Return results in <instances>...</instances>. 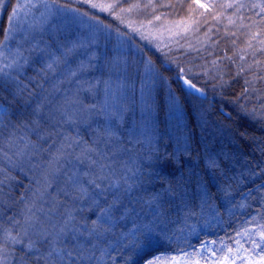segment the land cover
Instances as JSON below:
<instances>
[{"label": "trees", "instance_id": "obj_1", "mask_svg": "<svg viewBox=\"0 0 264 264\" xmlns=\"http://www.w3.org/2000/svg\"><path fill=\"white\" fill-rule=\"evenodd\" d=\"M22 6L0 0V264H44L25 256L26 221L52 230L69 212L81 224L96 218L73 187L84 145H62L71 142L65 137L91 144L109 126L114 135L98 147L114 153L117 178L132 160L140 172L129 194L117 193L111 232L94 258L74 264L156 256L165 264L182 255L194 264L207 241L214 256L202 264H264V6L41 0L19 20ZM92 105L87 122H65Z\"/></svg>", "mask_w": 264, "mask_h": 264}, {"label": "snow or ice", "instance_id": "obj_2", "mask_svg": "<svg viewBox=\"0 0 264 264\" xmlns=\"http://www.w3.org/2000/svg\"><path fill=\"white\" fill-rule=\"evenodd\" d=\"M93 6L95 7V5ZM200 6L204 7V5ZM72 75H75V73H72ZM185 83L190 88L195 89L196 87L190 81H185ZM196 91L200 90L196 89ZM69 103L80 104L82 102L74 100L69 101ZM94 107L95 105L76 109L74 113L66 115L65 122L69 124L87 122L89 117H86L84 113ZM110 116L112 121H115L116 113L113 112ZM77 117L80 118L77 119ZM113 135L111 126H109L101 129L100 134L91 144L82 140H73L71 137H65L66 141L71 142L62 145V149H70L74 144L77 146L84 145L81 153L75 158L80 164L85 165V168L82 172L75 175L73 187L77 193L76 198L81 201H87V211L95 215L96 218L89 222L86 217H82L83 223L81 224L69 212L63 224L59 228L56 225H52V230L43 225L38 227L37 222L28 223L26 221L28 227L23 228V236L29 237V240L24 245L27 249L25 256L28 253H32L37 260H43L44 264H74L77 261L86 262L94 258V250L100 246L106 235L111 232L113 217L120 206V196L117 193L122 190L124 195L129 194L135 186V178L140 172L139 167L135 166V160H132L133 167H129L125 163L124 168L126 171L117 178L116 170L108 162L110 155H114V153L110 154L101 151L98 147L101 142L107 143L105 137L111 138ZM124 151L128 150L124 149ZM61 154H64L63 151ZM67 154L71 155L70 152ZM252 175L255 176L256 173ZM77 211H84V208L77 209ZM29 228L33 229L32 236L35 239L29 235ZM261 238L264 240V232L261 233ZM10 239L13 243H24L23 239L11 236ZM37 244L46 249L44 254H40L41 249L37 247ZM163 259V257L156 256L148 260L147 264H161Z\"/></svg>", "mask_w": 264, "mask_h": 264}, {"label": "rangeland", "instance_id": "obj_3", "mask_svg": "<svg viewBox=\"0 0 264 264\" xmlns=\"http://www.w3.org/2000/svg\"><path fill=\"white\" fill-rule=\"evenodd\" d=\"M198 4L200 5H208L211 1L214 0H195ZM254 4H256L258 7H263L264 6V0H252ZM22 4L23 6L21 7L23 10H21L20 16H19V20L22 18H25V14H24V10H28L31 8H38L41 7V0H22ZM44 8H47L46 12H50V10L54 9L52 7H50V5L48 4H43ZM59 12H63V10H58ZM25 29V26H24ZM11 38V36H9V39L7 40V42H5L2 51H1V62L3 66H7L9 63V56L12 54H10V51L12 50V43L11 41H9ZM185 81H188L186 78L182 77V83L184 85V87L193 94L199 95L204 97L203 92L200 91H196V88H190L188 86V84L185 83ZM7 113V109L3 106H0V120L3 117L4 114ZM214 256V243L212 242H204L198 249H197V255L195 256L194 259V264H202L203 260H207L209 259V257H213ZM189 257L187 255H182V256H178L176 257V259L168 261V263L166 262L165 264H191L189 262Z\"/></svg>", "mask_w": 264, "mask_h": 264}]
</instances>
